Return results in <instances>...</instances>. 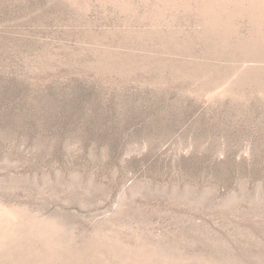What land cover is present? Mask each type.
Here are the masks:
<instances>
[{"label":"rangeland","instance_id":"rangeland-1","mask_svg":"<svg viewBox=\"0 0 264 264\" xmlns=\"http://www.w3.org/2000/svg\"><path fill=\"white\" fill-rule=\"evenodd\" d=\"M0 264H264V0H0Z\"/></svg>","mask_w":264,"mask_h":264}]
</instances>
